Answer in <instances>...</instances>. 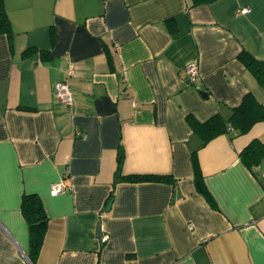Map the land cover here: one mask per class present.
Here are the masks:
<instances>
[{"label": "crops", "instance_id": "1", "mask_svg": "<svg viewBox=\"0 0 264 264\" xmlns=\"http://www.w3.org/2000/svg\"><path fill=\"white\" fill-rule=\"evenodd\" d=\"M3 1L0 264H32L25 193L47 215L35 264H264V156L256 174L239 158L264 142V120L202 144L185 117L226 119L246 92L264 105L238 59L264 62V0ZM58 181L67 190L51 195Z\"/></svg>", "mask_w": 264, "mask_h": 264}, {"label": "trees", "instance_id": "2", "mask_svg": "<svg viewBox=\"0 0 264 264\" xmlns=\"http://www.w3.org/2000/svg\"><path fill=\"white\" fill-rule=\"evenodd\" d=\"M212 0H192L193 4L210 2ZM12 29L7 15L4 1L0 0V34L11 36ZM238 59L251 71L259 84L264 85V63L260 59L242 50L238 54ZM186 121L193 132L202 138V144L207 143L213 137L229 133L236 130L238 134H244L258 121L264 120V105L260 104L255 97L246 92L238 105L231 108L229 116L225 119L219 113H215L210 118L199 121L192 114H186ZM264 156V142L260 139H252L240 152V160L256 174V165ZM122 155L118 156V170L120 169ZM192 162L194 170V181L197 189L210 200L209 193L203 183V177L195 156L192 152ZM134 181H168L170 176L161 174H134L125 176ZM21 211L27 219L29 226V261L35 264L36 258L41 248L44 238L47 215L43 209L39 197L34 193H25L21 198Z\"/></svg>", "mask_w": 264, "mask_h": 264}, {"label": "built area", "instance_id": "3", "mask_svg": "<svg viewBox=\"0 0 264 264\" xmlns=\"http://www.w3.org/2000/svg\"><path fill=\"white\" fill-rule=\"evenodd\" d=\"M248 7L241 8L240 12L247 13ZM187 79L190 83L194 82L199 75L198 67L195 63H190L186 65ZM55 95L59 101L65 104L67 107L72 105V94L69 84L66 80H61L55 84ZM85 136V135H84ZM67 190V185L63 181L53 182L50 184L49 192L51 195H57L59 193L65 192Z\"/></svg>", "mask_w": 264, "mask_h": 264}, {"label": "water", "instance_id": "4", "mask_svg": "<svg viewBox=\"0 0 264 264\" xmlns=\"http://www.w3.org/2000/svg\"><path fill=\"white\" fill-rule=\"evenodd\" d=\"M262 63H264V62H262ZM203 93H204V92L202 91L201 94H203ZM204 95H205V94H204Z\"/></svg>", "mask_w": 264, "mask_h": 264}]
</instances>
